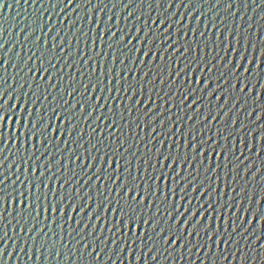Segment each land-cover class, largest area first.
I'll return each mask as SVG.
<instances>
[{"label": "water", "instance_id": "water-1", "mask_svg": "<svg viewBox=\"0 0 264 264\" xmlns=\"http://www.w3.org/2000/svg\"><path fill=\"white\" fill-rule=\"evenodd\" d=\"M0 115V264H264V0H0Z\"/></svg>", "mask_w": 264, "mask_h": 264}, {"label": "snow or ice", "instance_id": "snow-or-ice-1", "mask_svg": "<svg viewBox=\"0 0 264 264\" xmlns=\"http://www.w3.org/2000/svg\"><path fill=\"white\" fill-rule=\"evenodd\" d=\"M121 43H123V40H121ZM45 47H46V45H45ZM101 48H103V45H101ZM93 50H95V42L93 43ZM38 65H39V67H46L43 64H39V62H38ZM45 75H47V71H45ZM94 91H95V89H94ZM42 111L43 110H41V112ZM59 119H60V117L58 116L57 120L59 121ZM27 120H28V123L31 125V129L29 130V128L26 127L24 132L20 133V135H22L24 138L23 148H24L25 154L27 153L28 141H29V139H31V142L33 144L32 153H33V155H35V145L37 142V137H40L39 144L41 146L42 151L44 150V143H45V139L47 138V135L49 133V127L51 125V119L49 117L48 121L45 122L43 120V117H41L40 119L35 120V122L33 123L32 116H31V114H29V116L27 117ZM65 123H68V121L65 120ZM3 124H4V116L0 115V131L3 130ZM41 124H44V126L42 128H41ZM17 131L19 132V125L17 126ZM56 131H57V129H53L52 132L50 133V135L52 137H55ZM62 137H63V133H61V138ZM0 139H3V137H0ZM17 142L19 143V140ZM49 147H51V145H49ZM61 159H63V157H61ZM76 159H77V161H79L80 157L77 156ZM115 159H116V157L113 156L112 160H115ZM170 159H171L170 155L168 157H165L164 160L160 162L161 165H166ZM112 160L109 161V170H111ZM157 160L159 161V156H157ZM69 161H71V156H69ZM50 162L51 161L49 160L47 163H50ZM94 162L95 161H93V163ZM85 163H87L86 159H85ZM39 164H40V160L37 159L36 160L37 167L34 168V173L40 171V168L38 167ZM173 165H175V161H173ZM69 167H71L70 164H69ZM180 167L182 169L183 165H180ZM161 171H163V167H161ZM98 172H99V170H98ZM119 172H120V167L118 165L117 166V174H119ZM44 175H47V173L45 172ZM124 176H125V179L123 181L124 187L120 189L121 192H124V203H123V206L121 207V204L119 203V201L117 202V206H116L117 211L120 212V221L122 222L124 229H127L129 231L139 232V224L141 222V218L139 216H137V210L147 200V194L149 192L150 185H146L144 187L145 196L140 197L139 185L136 183V180L139 179V170L137 169L136 177L132 180L131 184H130L129 179H128V177L131 176V171H130V169H128L127 165H125ZM153 176L155 177V173H153ZM110 178L111 177H109V179ZM43 179H44V176H41L39 179L35 180V191L34 192H33V184L32 183L28 184V188L26 190L27 196H25V191L23 189L20 191L18 199L20 201L21 216H23L25 201H27V209L29 212L32 210L33 204L35 203V205L37 206L36 207L37 214H39V211H40L39 206L41 205V200H43V206L45 209V218H47L48 197L46 194L42 196V192H41V181ZM145 179H147V172H145ZM117 180L119 181V175H117ZM51 183H52V181L49 180L47 182V184L43 185V187H45V188L50 187ZM56 184H57V187L60 186L59 181H56ZM164 186H165V199H167V195H166V193H167V181L166 180H165ZM155 188H156V191L158 193V191H159V180L156 181ZM125 189H126V191H125ZM134 191L136 193V196H135V198H132V194ZM173 191H175V188H173ZM0 195H3V194L0 193ZM11 195L13 197H16L15 193H12ZM56 195H58V193L54 194L52 196V199H53V215H55V211H56V206H55ZM117 195L119 197V193H117ZM7 199H8V197H4V200L0 201V204L6 203ZM98 199H99V197H98ZM63 201H64V197L61 196L60 197V203L63 204ZM12 203L15 206V203H16L15 198L12 200ZM105 203L108 205L109 208L111 207L110 201H106ZM73 212H75V208L73 209ZM115 216H116V212H113V217H115ZM53 223H54V221H53ZM261 223H262V221H261ZM134 224L136 225L135 229L133 228ZM262 224H264V223H262ZM167 242L168 241H165V244H167Z\"/></svg>", "mask_w": 264, "mask_h": 264}]
</instances>
